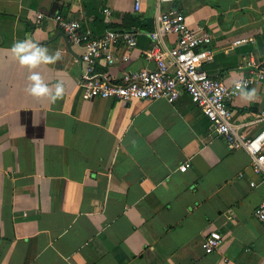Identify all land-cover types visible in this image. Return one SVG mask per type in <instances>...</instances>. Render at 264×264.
<instances>
[{"label":"crops","instance_id":"obj_1","mask_svg":"<svg viewBox=\"0 0 264 264\" xmlns=\"http://www.w3.org/2000/svg\"><path fill=\"white\" fill-rule=\"evenodd\" d=\"M136 1L0 0V264H264V231L253 216L264 182L248 155L228 150L185 94L173 104L87 98L82 50L54 22L59 14L96 36L137 33L127 62L119 49L114 64L95 66L117 81L153 68L147 34L158 12L179 9L190 28L214 38L203 71L230 84L249 56L264 60V0H139V11ZM26 40L60 59L29 71L10 51ZM33 74L53 93L62 84L63 95H29ZM253 90V101L240 95L229 104L235 124L264 113V81L245 91ZM213 231L222 243L205 255Z\"/></svg>","mask_w":264,"mask_h":264},{"label":"built area","instance_id":"obj_2","mask_svg":"<svg viewBox=\"0 0 264 264\" xmlns=\"http://www.w3.org/2000/svg\"><path fill=\"white\" fill-rule=\"evenodd\" d=\"M160 4L175 0H157ZM137 0L135 10L139 11ZM107 17L111 11L103 10ZM37 19H42L41 15ZM54 22L71 47L81 48L83 70L79 85L89 99L111 100L129 104L132 101H165L173 104L180 95H187L212 124L217 136L230 151H244L250 160V168L264 182V113L257 114L248 123L235 124L229 104L240 96V88L250 89L264 81V60L252 56L240 67L241 78L230 84L210 78L202 69L213 61V36L204 28H190L179 9L160 11L154 19L153 30L147 34L150 48L144 59L153 64L152 69H142L123 74L117 81L100 76L95 69L97 62L105 58L108 64L116 62L114 50L123 49L121 62L129 60V52L138 45L137 33L107 29L101 35L85 30L80 21L55 15ZM245 40L235 42L244 44ZM246 126H258L252 136H242ZM189 167L184 164L179 170ZM252 185H254L252 183ZM255 220L264 231V202L253 211ZM222 243L218 232H210L202 243L205 255H212Z\"/></svg>","mask_w":264,"mask_h":264},{"label":"clouds","instance_id":"obj_3","mask_svg":"<svg viewBox=\"0 0 264 264\" xmlns=\"http://www.w3.org/2000/svg\"><path fill=\"white\" fill-rule=\"evenodd\" d=\"M13 58L19 62L22 67L33 71L41 65L55 63L60 59L59 54L50 56L47 49L40 47L30 40L16 42L10 49ZM30 86L26 91L29 95L34 97H46L55 101L63 95V85L57 83L55 85V92H51L49 86L45 84L39 74L30 76ZM240 95L246 102H251L255 98V91L247 92L240 88Z\"/></svg>","mask_w":264,"mask_h":264}]
</instances>
